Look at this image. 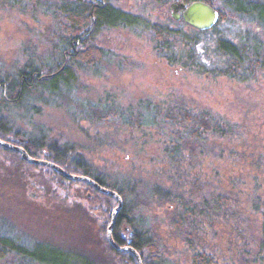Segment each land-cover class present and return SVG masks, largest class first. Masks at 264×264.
Segmentation results:
<instances>
[{"label": "rangeland", "instance_id": "obj_1", "mask_svg": "<svg viewBox=\"0 0 264 264\" xmlns=\"http://www.w3.org/2000/svg\"><path fill=\"white\" fill-rule=\"evenodd\" d=\"M48 1L54 0H16L15 5L0 0V78L17 76L16 71L27 61L45 64L46 59L54 57L52 15L46 12ZM112 1L124 11L146 16L150 22L173 19L169 3ZM212 1L220 10L216 29L199 32L197 45L189 51V46H176L182 61L164 54V49L159 51L148 28L138 29V33L124 27L103 28L94 42L109 51L113 59L99 60L96 66L76 59L73 65L76 80L72 87H63L58 93L32 90L24 95L21 103L0 104V124L18 132V136L50 139L56 146L66 143V153L73 160L80 157L104 179H116L121 186L131 187L130 191L140 200L134 217L147 227L169 264H189L191 254L202 249L219 264H246L239 255L243 244L221 219L205 218L202 228L192 230L191 244L171 226L172 207L164 203L161 194L167 188L178 190L176 187L183 177L192 181L198 177L210 186L232 187L240 197L249 224L254 225L250 235L257 240L261 236V212L257 211L253 217L249 208L253 206V197H258L259 207L264 208V171L261 169L264 166V69L255 78L241 81L213 75L208 68L221 65L213 48L217 35L235 43L242 40L250 45L259 43L264 48V24L256 15L232 12V6L224 0ZM171 25L184 30L180 23ZM142 99L162 105L177 100L195 109H209L236 122L239 132L224 139L216 137L208 142L207 152L199 149L192 152V164L175 168L164 157L161 128L144 123L140 126L118 124L120 118L116 116H110V122L103 124L87 115L92 111L90 105L99 108L104 103L134 111ZM8 137L15 138L12 134ZM46 151L49 150L40 148L39 158ZM207 184H203L205 190ZM87 191L79 182L70 184L45 167H28L0 149V220L5 232H20L29 239L50 238L52 233L66 234L72 217L58 200H74L88 207L95 214L94 228L97 229L105 220L101 219L103 198L95 197L92 209L86 198ZM51 202L58 204L59 209ZM46 209L51 210L52 217H62L63 224L49 223L46 217L50 212ZM245 238L250 240L249 236ZM9 260L10 257H4L0 264H10Z\"/></svg>", "mask_w": 264, "mask_h": 264}, {"label": "trees", "instance_id": "obj_2", "mask_svg": "<svg viewBox=\"0 0 264 264\" xmlns=\"http://www.w3.org/2000/svg\"><path fill=\"white\" fill-rule=\"evenodd\" d=\"M8 1L11 5H15L16 0ZM155 1L169 3L172 6L173 2L189 3L193 0ZM203 1L214 5L212 0ZM224 1L232 6V12L256 15L264 24V0ZM46 7V12L52 15L51 33L55 39L54 57L46 59L45 64H40L43 62L37 60L27 61L21 70L16 71L17 76L0 78V86L6 92L0 93V104L21 103L24 95L29 94L32 90L44 89L58 93L63 87H72L76 80V73L73 69L76 59L87 60L89 66H96L101 60L113 59L114 56H111L109 51L94 42L96 34L103 28L124 27L137 33L138 29L148 28L151 31L154 46L159 51L164 49V54L177 60H181V57L177 54L178 47L176 46H189L188 51L193 49L198 42L197 34L205 31V29L191 26L181 18L176 20L169 17L164 22H150L142 14L122 10L112 0H54L48 1ZM217 9L219 10L218 7ZM170 23H180L184 30L181 27H174ZM217 23L218 21L207 30H215ZM84 45L86 47H83ZM213 48L221 59V65L208 68V72L213 75H226L244 81L255 78L258 71L264 69V48L259 43L250 45L247 40L235 43L223 35H217ZM105 105L104 103L99 108L96 107L98 105H90L92 111L87 112L89 118L92 121L107 124L110 122L108 120L110 116H116L118 119L120 118L118 124L140 126L144 123L161 128L164 135V157L167 163L175 168H183L192 164L194 157L191 155L192 152L197 149L201 152L205 151L208 142L216 137L224 139L229 134L239 132L236 122H231L209 109H195L177 100L162 105L152 102L150 99H142L134 111H130L129 108ZM82 112L84 113L85 110ZM17 133L0 124V138L22 145L34 157H40L38 150L44 147L49 151L43 153V158L56 162L67 171L88 175L102 185L116 190L123 203L112 230L113 239L119 245L128 243L132 246L139 253L142 264H169L155 240L148 234L147 227L142 226L134 217L140 200L130 191L131 187L121 186L116 179H104L80 157L73 160L71 154L66 153V143H61L66 147H62L61 144L56 146L50 139L42 141L28 136H18ZM8 134H12L15 138H9ZM0 149L16 156L20 163L26 164L28 167H45L46 170L56 174L60 179H66L70 184L75 182L83 184L88 189L86 198L92 209L95 208L93 205L95 197L103 198L101 211L103 218L101 217V219H105L95 229V214L88 207L74 200L69 202L58 200L57 203L69 210L68 215L72 217V220L68 222L66 234L52 233L50 238L29 239L20 232H5L0 220V259L10 257V264L33 262L38 264H137L136 258L130 250H115L107 240V222L110 220L112 208L116 205L114 197L99 192L85 181L69 180L53 168L27 162L21 158L17 151L2 146ZM198 154L203 156L202 153ZM2 166L5 165L2 164ZM261 169L264 171V166ZM182 179L183 181L178 183L179 187H176L178 190L167 188L162 190L163 194H161L164 203L167 202L172 207L170 209L172 217L169 220L171 226L182 233L184 239L191 244L192 230L196 231L199 227L202 228L205 225L203 220L214 216L230 226V231L239 237L244 246L239 255L246 264L256 261L264 264V208L263 206L259 207L260 201L256 200L258 197L252 196L253 206L249 208V213L253 217L257 211H260L262 215L261 236L257 240L249 233L253 231L254 225L249 224V217L243 211L245 208L241 204L240 197L233 192L232 187L216 184L210 186V184L200 182L202 180H198V177L193 181L188 177ZM203 184H207V190L204 189ZM187 185H189L188 189ZM162 200L159 201L162 202ZM51 204L55 208L59 206L53 202ZM45 205L49 206L50 204L45 203ZM46 211L50 212V216L46 217L49 223L63 224L62 217H52L51 210L46 209ZM245 236H249L250 240H247ZM258 241L259 243H257ZM189 264L219 263L213 259L211 254H207L202 249L191 254Z\"/></svg>", "mask_w": 264, "mask_h": 264}, {"label": "water", "instance_id": "obj_3", "mask_svg": "<svg viewBox=\"0 0 264 264\" xmlns=\"http://www.w3.org/2000/svg\"><path fill=\"white\" fill-rule=\"evenodd\" d=\"M172 16L176 20L181 18L183 21L197 29H207L212 27L218 21L219 12L213 5L203 0H193L189 3L178 1L176 3H172ZM0 146L19 152L21 158L27 162L53 168L69 180L85 181L91 184L99 192L114 197L116 200V205L111 210L110 220L106 226L107 240L115 250H130L134 254L137 264H142L139 253L132 246H130L128 243L119 245L112 237V230L116 224L117 215L123 203L120 194L116 190L102 185L88 175L71 173L52 160L34 157L30 155L29 152L20 144L0 138Z\"/></svg>", "mask_w": 264, "mask_h": 264}, {"label": "flooded vegetation", "instance_id": "obj_4", "mask_svg": "<svg viewBox=\"0 0 264 264\" xmlns=\"http://www.w3.org/2000/svg\"><path fill=\"white\" fill-rule=\"evenodd\" d=\"M2 89H3V87L0 86V93L3 94V92H5V89H4V90H2ZM5 93H6V92H5Z\"/></svg>", "mask_w": 264, "mask_h": 264}]
</instances>
